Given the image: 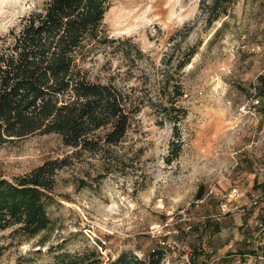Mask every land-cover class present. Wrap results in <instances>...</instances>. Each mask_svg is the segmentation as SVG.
<instances>
[{
	"label": "rangeland",
	"instance_id": "1",
	"mask_svg": "<svg viewBox=\"0 0 264 264\" xmlns=\"http://www.w3.org/2000/svg\"><path fill=\"white\" fill-rule=\"evenodd\" d=\"M202 1L111 0V42L84 66L133 88L142 109L105 157L85 152L58 173L48 242L0 231V264L95 249L104 261L160 249L166 264H264V0H235L212 24ZM40 3L0 0V43ZM73 150L54 133L18 138L0 145V175Z\"/></svg>",
	"mask_w": 264,
	"mask_h": 264
},
{
	"label": "trees",
	"instance_id": "2",
	"mask_svg": "<svg viewBox=\"0 0 264 264\" xmlns=\"http://www.w3.org/2000/svg\"><path fill=\"white\" fill-rule=\"evenodd\" d=\"M234 2L203 0L208 23L227 15ZM110 7L111 0H41L2 37L0 145L54 133L74 149L13 178L0 175V231L11 230V237L40 236V244L48 242L52 228L48 208L55 203L58 173L85 152L105 157L126 138L142 109L143 99L133 88L93 80L84 66L95 48L111 42L103 27ZM176 104L172 99L171 107L181 111ZM8 247L0 246V258ZM51 264L166 263L160 249L146 256L123 251L108 261L95 249L85 255H56Z\"/></svg>",
	"mask_w": 264,
	"mask_h": 264
},
{
	"label": "built area",
	"instance_id": "3",
	"mask_svg": "<svg viewBox=\"0 0 264 264\" xmlns=\"http://www.w3.org/2000/svg\"><path fill=\"white\" fill-rule=\"evenodd\" d=\"M259 102V98L257 97L256 99H255V103H258Z\"/></svg>",
	"mask_w": 264,
	"mask_h": 264
},
{
	"label": "water",
	"instance_id": "4",
	"mask_svg": "<svg viewBox=\"0 0 264 264\" xmlns=\"http://www.w3.org/2000/svg\"><path fill=\"white\" fill-rule=\"evenodd\" d=\"M18 138V137H17Z\"/></svg>",
	"mask_w": 264,
	"mask_h": 264
}]
</instances>
